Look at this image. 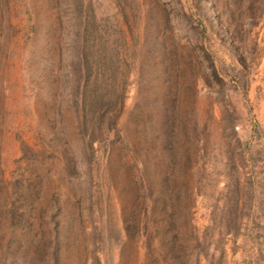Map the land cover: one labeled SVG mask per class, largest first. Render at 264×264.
I'll return each instance as SVG.
<instances>
[{"label": "rangeland", "instance_id": "rangeland-1", "mask_svg": "<svg viewBox=\"0 0 264 264\" xmlns=\"http://www.w3.org/2000/svg\"><path fill=\"white\" fill-rule=\"evenodd\" d=\"M0 264H264V0H0Z\"/></svg>", "mask_w": 264, "mask_h": 264}]
</instances>
